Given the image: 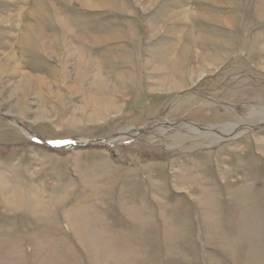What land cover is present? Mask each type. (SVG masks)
<instances>
[{
    "label": "rangeland",
    "instance_id": "374dc122",
    "mask_svg": "<svg viewBox=\"0 0 264 264\" xmlns=\"http://www.w3.org/2000/svg\"><path fill=\"white\" fill-rule=\"evenodd\" d=\"M262 115L264 0H0V264H264Z\"/></svg>",
    "mask_w": 264,
    "mask_h": 264
},
{
    "label": "crops",
    "instance_id": "0c3cea01",
    "mask_svg": "<svg viewBox=\"0 0 264 264\" xmlns=\"http://www.w3.org/2000/svg\"><path fill=\"white\" fill-rule=\"evenodd\" d=\"M156 226V223L154 220L145 222L144 225L139 229L135 243H137V246L139 247L140 253L137 254L135 262L132 264H164L160 261V257L163 254V252L166 250V235L163 231L162 224L159 226L158 230V242L157 241V235L154 232V228ZM200 237L203 232H199ZM210 248L211 252V263L207 262L206 264H236L232 260H230L229 257H227L223 251H221V246L217 244H210L205 245V242L200 239L199 245L197 246V249L199 250V259L196 260L197 264L201 262V264H205V256L204 252L207 251V249ZM246 252V248H245ZM175 257L178 256L177 254L174 255ZM194 260V259H193ZM248 264H254L253 261L248 260Z\"/></svg>",
    "mask_w": 264,
    "mask_h": 264
},
{
    "label": "bare ground",
    "instance_id": "6f19581e",
    "mask_svg": "<svg viewBox=\"0 0 264 264\" xmlns=\"http://www.w3.org/2000/svg\"><path fill=\"white\" fill-rule=\"evenodd\" d=\"M262 121L264 122V115H262ZM187 130L190 132V134H192L193 136H204L205 139H213V142L215 143H219L220 141L224 140V138L226 137H233L234 138H237L241 135V133L235 135V136H232V131L235 132L238 128V126L236 124H226L223 128H222V134H216L214 132V127H211L209 130H207L206 132L202 131L200 132L199 129H197L195 126L193 125H187ZM162 131V130H161ZM164 132V131H162ZM224 133V134H223ZM243 133V132H242ZM181 135V134H180ZM177 137V136H175ZM174 137V138H175ZM185 137V136H184ZM183 137V138H184Z\"/></svg>",
    "mask_w": 264,
    "mask_h": 264
},
{
    "label": "water",
    "instance_id": "95a60500",
    "mask_svg": "<svg viewBox=\"0 0 264 264\" xmlns=\"http://www.w3.org/2000/svg\"><path fill=\"white\" fill-rule=\"evenodd\" d=\"M87 145L89 144L88 142L86 143ZM73 147V146H72Z\"/></svg>",
    "mask_w": 264,
    "mask_h": 264
}]
</instances>
